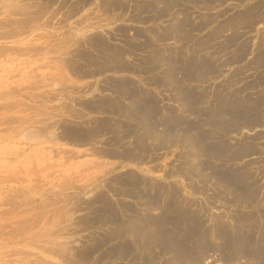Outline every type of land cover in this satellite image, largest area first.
I'll list each match as a JSON object with an SVG mask.
<instances>
[{
    "label": "rangeland",
    "instance_id": "1",
    "mask_svg": "<svg viewBox=\"0 0 264 264\" xmlns=\"http://www.w3.org/2000/svg\"><path fill=\"white\" fill-rule=\"evenodd\" d=\"M174 1L161 7L153 0H0V264H176L170 256L184 243L200 244L180 264H264L251 245L244 254L239 241L232 251L228 243L248 233L264 237V0ZM99 38L117 51L123 67L132 69L99 72L95 64L82 65L78 54H97L89 45ZM159 53L173 62L176 58L180 68L210 64L212 72L202 66V73H195L194 67L192 72L202 77L187 80L190 87L187 82L185 87L199 96L197 110L207 112L220 98L219 104L237 107L232 108L240 119L227 118L232 127L219 130L222 141L234 148L231 159H224L225 152L222 159L205 154L196 161L184 142L156 146L152 140L146 152H133L128 160L107 155L133 147L130 137L115 139L116 126L113 138L109 133L85 136L101 121H124L108 107H133L127 96L132 87L136 95L177 110V97L160 81L161 66L153 59ZM143 62L154 70L142 69ZM122 80L124 88L112 87ZM191 118L186 120L196 122ZM212 172H229L233 181L216 180ZM132 177L138 182L136 194L156 191L164 217L190 215V220L180 216L181 231L170 244L157 239L144 251L135 248L127 231L109 238L128 218L118 214L120 222L111 221L101 214L100 196L140 209L143 205H135L127 193L113 194L130 189ZM187 231L191 242L184 241L187 235L177 241ZM121 247L128 248L124 256Z\"/></svg>",
    "mask_w": 264,
    "mask_h": 264
},
{
    "label": "bare ground",
    "instance_id": "2",
    "mask_svg": "<svg viewBox=\"0 0 264 264\" xmlns=\"http://www.w3.org/2000/svg\"><path fill=\"white\" fill-rule=\"evenodd\" d=\"M153 1L158 2V4H161L162 5L161 7H163V6H165V7L168 6L169 7L170 5L174 6L173 2L174 3H178V2H175L174 0H153ZM48 2H49V0H48ZM148 4H149V2H148ZM175 6L177 7L176 4H175ZM170 8H168V9H170ZM246 12L250 13L251 11L250 12L246 11ZM252 12H253V10H252ZM245 15H247V14H245ZM248 15H250V14H248ZM244 16H243L244 19H242V20H245L247 18V16H246V18ZM179 18H180V15H179ZM249 18L250 17L248 16L247 20ZM179 21H180V19H179ZM179 21H178V23H179ZM174 25L177 28V26H176L177 24H174ZM180 25H182V24H180ZM181 28L182 27H179V30ZM177 30L178 29H175L174 31H177ZM130 42H128V43H130ZM128 43H126V44H128ZM89 47L94 48L95 50L97 49L99 52L97 54H94L93 56H91L90 54H87V52L86 53L85 52L79 53L78 55L80 56L81 60L83 61L82 65H85V64L87 65L89 63L90 64H95V65L98 66L97 70H99V72L103 71L105 67L106 68L107 67H110V68L111 67L112 68L116 67L117 70H118L117 67H120L119 70H121V68L123 67L120 64L121 62L119 63V59H121V58L118 59L117 51L116 50H112L110 48H107L102 43L100 38L97 39L94 42L92 41L91 44L89 45ZM108 47H109V45H108ZM143 47H144V45H143ZM191 50L193 51V49H191ZM152 52H150V53H152ZM159 54H157V56H153V59L155 57L156 60L158 61V62L156 61L157 64L155 63L154 60H153V62L156 64V66L157 65H158V67L161 66L160 81L162 83L170 86V87H168L169 90L172 89L171 91L174 92V96L177 97V100L173 99V100L177 101V102H175V103H177V106H178V108H175L177 110H174L172 108L169 109V108L161 107V106L157 105V103H156L158 100H154V99H152L150 97H147L145 94L136 95L137 90H136V93H134L133 92V87H132L130 91H127L128 92L127 96L132 98L131 99V100H133L132 103H134L133 107L130 106L127 109L122 108L121 105H111V106L108 107L109 110L112 111V112H117L115 110H118L122 114V116L124 117V121L119 122V123L101 121V122L97 123V125H96L97 127L96 128L92 129L90 132H85V136L89 137L91 134H93V136H95L97 134L109 133L110 134V138H113L112 137V135H113L112 134V126L113 125L116 126L117 128L120 129V133H119V136L116 135L115 139L121 140L122 138L130 137L131 141H130L129 146L132 145L133 147L130 146V147H132L131 149L130 148H129V150L125 149L119 155L116 154L117 153L116 150H109L107 155L113 156V157L114 156H119V157H123V159H128V160L134 159V153L133 152H137L139 154L140 152L144 151L145 148H146L147 143L152 141V140L154 141L156 146L157 145L158 146H160V145L169 146V145H171L173 143H182V142H184L185 143L184 144L185 148L189 149V152L188 151L187 152L189 154H190V152L192 153V155L194 156V160H196L197 157L201 158L205 154L208 155L209 158L212 157L214 159H219V158L222 159V157L224 155H225V158H224L225 160L231 159L235 155L234 152L232 151V149H234V148L230 149L231 147H228L229 145L225 144L223 142L225 139L222 141L223 138L221 137V135H223L222 134L223 132H227L228 129H230L232 127V125L228 123L227 118L232 119V120L238 119V118L240 119L241 115L239 117L237 116L238 115L237 114V109H235L236 112H234V109L232 108L234 106H232V107L227 106V103L224 100L222 102H225V103H222V104L220 103L219 104V102H221L220 101L221 98H220L219 102L218 103L216 102L217 104L214 105L213 108H211V109L209 108V110L207 112H203L204 110L203 111L202 110L201 111L197 110L198 108L196 107V104L200 103V99H199L198 95L197 96H193L192 95L193 91H191V89L189 88L190 84H188L187 80L193 81V82L200 81V77H202V76H200V77H198V76L201 75L202 70H203L202 68L204 66H206V65L197 64L196 66L198 67V69L196 70L195 64L193 65V62H192L191 63L192 64L191 72L193 71L194 67H195L194 71L195 70L198 71L199 69H202V70H199L201 72V73L199 72L200 74H198V75L196 74L198 78L197 77L193 78L192 76L189 78L188 75H187V74H190V73H187L188 71L190 72L189 66H188L189 70L187 72H185V71H183V66H182V69H181L177 64H174V62L175 63L177 62V61H175L176 58H174V62H173L172 60H168L169 58L166 59L163 56H161L162 54H160V56H159ZM119 57H122V56H119ZM141 59H143V58H141ZM146 62H149V61H146ZM151 62H149V63H151ZM169 62H171V63H169ZM158 63L160 64V66H159ZM195 63H196V61H195ZM144 64H142L141 66H143ZM179 64H180V62H179ZM203 64H205V63H203ZM146 65H147V63L145 64L144 67H142V69L146 68V71H147V70H149V69L151 70V68H153L152 67L153 65L152 66L149 65V67L147 69ZM209 65L210 64L208 63L207 67H204V68L209 69L208 68ZM141 66H140V68H141ZM125 67H127V65L124 66L123 68H125ZM138 67H136L137 70H138ZM158 67H156V68H158ZM71 68L76 73L83 75V73H81V68L80 67L76 66L74 68L73 65H71ZM127 68H129V67H127ZM140 68H139V70H140ZM156 68H155V70H156ZM184 68H185V66H184ZM188 68H186V69H188ZM130 69H132V67L129 68L128 71H130ZM106 70H108V69H106ZM153 70H154V68H153ZM204 70H206V69H204ZM210 70L211 69H209L208 71H210ZM196 71H195V73H196ZM208 71L206 70V73H208ZM212 71H214V70L212 69ZM212 71H210V72H212ZM125 72H126V70H125ZM144 73L147 74V72H145V70H144ZM204 73L205 72H203V74ZM206 73L204 75H206ZM193 75H195V74L193 73ZM203 79H204V77H203ZM120 82L116 81L115 83L112 84V87L113 88H124V86L127 85V84L124 83L123 80L120 81ZM186 82H187V86L189 85L188 88L185 87L186 86L185 85ZM156 83H157L156 85H158V84L160 85V83H158V82H156ZM129 88L130 87H128L127 89L129 90ZM194 95H196V94H194ZM228 96H229V94H228ZM196 97H198V98H196ZM202 97L203 96H201L200 98L202 99ZM224 98H226V96ZM228 98H230V97H228ZM231 98H232V96H231ZM227 99H226V101H227ZM229 101H228V103L230 105H232L231 102L233 103V100H231V102H229ZM202 103H203V101H202ZM96 104H92L89 107L90 108H96L97 107V109L102 107L101 104H98V105H96ZM242 107L244 108V106H242ZM234 108H237V107L235 106ZM232 112L236 113V114H233ZM190 114L192 116L191 119H193V121L195 119L196 122H190V121L186 120V117L188 115H190ZM229 122H232V121L229 120ZM233 122H236V121H233ZM220 129L223 130V131H221L222 133L219 132ZM200 143H201V145H200ZM216 146L219 149H217ZM147 149H148V147H147ZM144 152H146V151H144ZM223 153H225V154L223 155ZM206 160H208V159H206ZM225 160H223V161H225ZM201 161H203V160H201ZM209 161H210V159H209ZM194 163H191V164L194 165ZM210 163H208V164H210ZM211 164L213 166V163H211ZM212 166L210 165V168ZM196 168H198V167H196ZM200 168L203 169L204 167L201 166ZM200 168H198V170ZM214 169H216V168H214ZM212 173L213 174L211 175V177H214V179L219 180L221 182L223 181V182L227 183L228 180L231 181L233 179V178H231V174L230 173H229V179L226 178L225 174H219V173H215V172H212ZM209 178H210V176H209ZM226 179H227V181H226ZM238 181H240V180H238ZM125 184L126 183H122L123 186H125ZM128 187L130 189H126V190L122 189L121 190V192H123V193H120L118 189H114L113 190V194L115 196H118V194L122 195L124 193H127L128 197H130L132 200L134 199L135 202H133V203H135V205L137 203H141L143 205V207H141L140 209H137V207L135 208V207H133V206L127 204V203L119 204V205H113V204L109 203V201L105 198V196H102V195L100 196V198H101L99 200L100 204H99V207L97 209L102 212L101 214H104V216H107L109 219H112L111 221H113V219L118 214H120L122 216L125 215V217L128 218L127 219L128 220L127 225L126 226H124L125 224L121 225V226H124V227H122L119 230L116 229L118 231L114 230L116 232H113L109 238H113L114 236H115L114 239L116 238V236H117V238H118V236L120 238V237L123 236L124 232L127 231V232L130 233L129 236H130L131 240H133L135 248H137V249L142 248V249H144V251L147 248H151V244H153V242H155L157 239L160 241V243L168 241L167 243L170 244L171 242L169 240H171L174 237V235H176V233L178 235L179 231H181L179 228H178L179 231L177 230V227L180 224L179 222H182V220H183V218L180 217V216L183 215L184 218L187 216L189 218V220H190V218H191L190 215L186 214V213L182 214L181 212H177L176 214H174V216L177 215V217H173L174 219L171 221L169 216L167 218H166V216L164 217V215H163L164 210H162L160 208V206L156 205L157 204L156 201L158 199L157 194L155 193L156 191H154V192L144 191V192H140L139 194H136L135 193V189L138 187V182L136 181V179L134 177H132ZM241 190H238V192L241 191ZM241 192L244 193L243 190ZM254 192H251V196H249V198H254L253 197ZM158 194H159V198H160V192ZM255 195H256V192H255ZM249 198H248V200H249ZM167 202L169 203V201H167ZM167 202H166V204H167L166 207L169 206V204ZM149 212L150 213L153 212L151 214V218L148 217ZM118 218H119V216L116 217V220ZM174 221H176L177 225H176V223H174ZM119 222H120V220H119ZM186 222H188V220H186L184 222V224L187 226ZM155 226H157L158 228L155 227ZM120 227H118V228H120ZM184 229H186V227ZM184 229L182 231H184ZM193 230H190V231L193 232ZM239 233H241V232H239ZM190 234H191V232L187 231L181 237H177V241H181L187 235L188 238L186 239V237H185L184 241L191 242V240L189 239V237L191 238ZM249 234L250 233L246 234L244 237L241 236V237H238V238H236L234 236L235 238L233 239V243H232V240L230 241L231 238L229 239L230 242L227 241L228 239L225 242L229 243V246L231 247V251H232L233 247L236 244V241H239V243H238L239 245L238 246L242 247L241 251L244 250L245 251L244 254L251 252V251L248 250L250 245H251L253 247L252 249L257 252V255L255 256V258L259 259V260L260 259L264 260V237L262 236L263 238H260V237L258 238L257 237L258 239H253L252 237H250ZM262 234H264V233H262ZM194 235L195 236H192L193 239H194V237L196 238L197 234L195 233ZM221 237H222V235H221ZM199 238H201V237H199ZM224 238H226V237H224ZM177 241H176L177 244H176L175 248L178 247V242ZM195 242L197 243L198 241H194V243ZM199 242H201V241H199ZM198 244H200V243H198ZM198 244H197V246L194 247V245L192 246V243H191V246L189 245V243H184V248H181V250H178V251H177V249H175V254L174 253L171 254L170 257L172 258L174 263L180 264L181 261H182V258H185V260H186V258H189V256L192 257L194 255V253H195L194 249L196 247H198ZM127 249L128 248H123L122 249V247H121V249H119L121 251L120 252L121 254H119V255L124 256L125 254H127ZM189 249H193V250H190L189 252H187ZM252 255H254V254H252ZM134 256H136V255L134 254ZM132 257H133V255H132ZM256 259H255V261L258 263L259 261H257Z\"/></svg>",
    "mask_w": 264,
    "mask_h": 264
},
{
    "label": "water",
    "instance_id": "3",
    "mask_svg": "<svg viewBox=\"0 0 264 264\" xmlns=\"http://www.w3.org/2000/svg\"><path fill=\"white\" fill-rule=\"evenodd\" d=\"M177 65H180V64H177ZM190 65V63H185V65H183V71H185L186 72V67L184 68V66H189ZM192 67H191V65H190V74H188V77L190 78L191 76H193L192 74H191V69ZM181 69H182V67H181ZM200 145H201V143H200ZM226 178L227 179H229V172L227 173V175H226Z\"/></svg>",
    "mask_w": 264,
    "mask_h": 264
}]
</instances>
